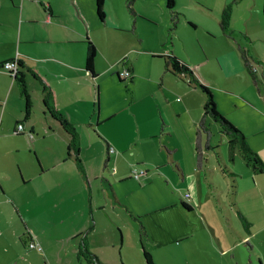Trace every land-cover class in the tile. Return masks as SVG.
Returning <instances> with one entry per match:
<instances>
[{
	"label": "rangeland",
	"instance_id": "1",
	"mask_svg": "<svg viewBox=\"0 0 264 264\" xmlns=\"http://www.w3.org/2000/svg\"><path fill=\"white\" fill-rule=\"evenodd\" d=\"M75 1L89 39L96 46L97 72L90 88L94 99V86L97 87L94 102L98 118L105 110H117L131 98L130 79L120 82L115 74L124 66L122 59L125 64L133 62L141 75L135 84L137 94L155 91L166 102L160 103L166 131L162 134L156 129L155 137L147 138L139 146L132 145L127 153L143 147L144 156L128 158L126 154L127 159L116 164L105 163L104 156L103 185L114 206L109 202L102 205L106 213L98 214L92 234L94 248L100 253L99 263L146 264L139 241L142 226V244L154 264H264V172L252 166V158L244 155L238 145L230 159L228 137L212 120L207 123L214 149L205 152L204 167L197 170L193 139L204 95L185 80L180 82L172 76L170 83L164 82L163 95L161 77L157 75L149 81L158 72V58H163L158 56L159 52L168 50L171 55L172 51L181 60L192 63L208 84L217 110L238 126L251 150L264 162L261 0L257 5L251 0H175L174 9L179 15L176 27L169 21L164 0H134L133 13L128 0H105L104 21L95 13V0ZM223 16L230 23L225 32L220 26ZM245 26L255 33H246ZM40 28L35 30L41 31ZM138 47L145 52L127 55V51ZM240 51L256 70L255 83L244 68ZM108 62L114 65L99 74ZM31 85L34 82H29ZM94 130L90 137L83 135L78 139V144L93 147L91 153H98L96 147H102L105 153L103 137L98 129ZM15 131L11 138L1 140V146L20 148L21 159L36 163L34 153L25 149L32 147L33 139ZM49 135L48 140L38 141L39 147H63L62 139ZM67 142L70 143L69 136ZM140 171L144 176L136 179L133 174ZM117 176L122 179L115 180ZM102 192L98 184V194L104 202ZM185 193L190 197L185 198ZM182 202L191 210L183 208ZM236 211L248 222L247 228Z\"/></svg>",
	"mask_w": 264,
	"mask_h": 264
},
{
	"label": "crops",
	"instance_id": "2",
	"mask_svg": "<svg viewBox=\"0 0 264 264\" xmlns=\"http://www.w3.org/2000/svg\"><path fill=\"white\" fill-rule=\"evenodd\" d=\"M251 2L257 5L258 0ZM72 3L85 24L79 5L75 0ZM76 13L70 0H0V30L6 29L0 31V64L17 57L19 75L23 76L31 103L29 116L25 118V100L18 82L0 70V264H22L21 261L25 264H100L97 259L100 253L94 248L92 234L98 214L106 213L102 205L108 202L113 205L103 185L105 176L101 164L104 156L105 163L106 160L112 164L124 161L127 159L124 155L132 145L139 146L147 138L155 137L156 129L161 133L166 131L161 128L164 116L160 104L166 103L163 102L165 97L161 99L155 91L137 94L135 84L141 75L133 62L125 64V59H122L124 66L121 70L131 72V98L117 110H105L102 118H98L94 102L97 101L96 86L93 99L90 88L93 80L84 70L85 33ZM37 26H41V31L35 30ZM246 27V33H255ZM131 52L142 53L145 49L138 47L126 53ZM149 53L154 54L150 50ZM175 54L171 51V55ZM167 55H170L168 50L158 53L163 57L158 58L161 60L158 72L149 78L151 82L157 75L161 77L162 95L166 91L164 82L170 83V76L180 82L187 81L183 76L168 72L165 66ZM107 65L98 73H105L114 64L108 62ZM93 68L97 72L96 56ZM30 70L46 81L54 94V109L74 127L78 139L83 135L90 137V131L95 133L96 128L103 137L101 140L107 143L105 153L102 147H96L98 153H91L93 147L78 144L83 172L76 166L73 152L68 153V147H65L69 142L68 133L44 106L42 84ZM31 81L35 85L29 86ZM19 123L33 135L32 147L25 149L34 153L36 163L21 159L20 148L1 146V140L11 138L12 131L16 130L14 126ZM47 134L62 139L63 147L56 144L39 147L38 141L50 138L51 135L47 137ZM110 148L113 151L109 152ZM143 153V147H138L127 155L128 158L141 157ZM120 179V176L115 178ZM98 184L104 191L105 203L100 200ZM82 240L96 259L80 254ZM29 242L36 243L41 250L29 248Z\"/></svg>",
	"mask_w": 264,
	"mask_h": 264
},
{
	"label": "trees",
	"instance_id": "3",
	"mask_svg": "<svg viewBox=\"0 0 264 264\" xmlns=\"http://www.w3.org/2000/svg\"><path fill=\"white\" fill-rule=\"evenodd\" d=\"M104 1L105 0H95V12L100 21H104L105 14L103 11V6H104ZM165 1V7L169 12L170 15V23L173 27H176L177 21H178V13L175 11V0H164ZM128 5L130 8V11L133 13L132 5L134 0H128ZM261 14L262 18L264 20V0H261ZM70 5L74 9L75 13V7L72 3V0H70ZM76 18L80 22L82 29L85 33V59H84V70L86 73L90 76L91 80H94L96 78V73L94 72V59L96 56V47L94 44L90 41L89 36L87 35V30L85 27V24L82 22L80 17L76 13ZM220 26L222 30L225 32L227 26H228V19L227 16H223L221 21H220ZM240 58L243 62L244 68L247 72V74L251 77L252 81L255 83L256 82V70L252 67L249 59L245 56V53L243 51H240ZM165 66L168 69V72H170L174 76H183L185 79H187L186 83L188 86H193L194 88L198 89L203 95H204V102L202 104V110H201V116L200 119L197 123V126L195 128L194 132V141H193V150L195 154V168L197 170H200L204 162L206 160L205 158V152L214 149V147L210 144L211 143V138H212V131L208 125V120H212L213 122L217 123L223 134L228 137L227 144H228V149H229V158H233V151L234 147L236 145L239 146L240 150L244 155L250 156L252 166L255 168L257 167L261 172H264V162L257 156L255 152L251 150V148L248 145L247 139L244 136V134L234 125L232 124L228 119H226L216 108V104L213 100L212 93L209 89L208 84L201 79V77L198 75V73L195 70L194 66L187 65L186 63L182 62L180 59H178L174 55H169L165 57ZM31 75L39 80V82L42 84V92H43V104L50 113V115L59 122V124L62 126L64 131L68 133L70 136V143H68V153L70 151L73 152L74 154V161L76 163V166L78 169L83 172V167H82V162L80 161L78 157V136L77 133L74 129V127L68 123V121L64 118L62 114H60L58 111H56L53 107V102H54V94L49 88L48 84L46 81L37 75L36 72L33 70H30ZM117 78L120 82H124V80ZM15 80L18 82L20 92L22 96L24 97L25 100V118L29 116L30 112V98L29 95L26 91V86L25 82L23 79L22 74H18V76L15 78ZM183 80V79H182ZM97 91V87H96ZM164 125L163 123L161 124V128L163 129ZM105 144H107L105 142ZM108 146V145H106ZM107 162V160H106ZM182 207L185 208L186 210L190 211L191 208L189 205L185 203H181ZM237 216L240 218L242 221V224L245 228L248 227V222L246 219L237 211ZM144 234L143 227L141 226V230L139 233L140 236V244H141V250H142V255L145 260L146 264H154L151 255L146 252L144 249V246L142 244V239L141 236ZM80 254L83 256H92L96 259V257L89 253L85 246L84 240H82V244L79 247ZM261 264V263H259Z\"/></svg>",
	"mask_w": 264,
	"mask_h": 264
},
{
	"label": "built area",
	"instance_id": "4",
	"mask_svg": "<svg viewBox=\"0 0 264 264\" xmlns=\"http://www.w3.org/2000/svg\"><path fill=\"white\" fill-rule=\"evenodd\" d=\"M0 70H3L5 71L11 78L15 79L18 74L20 73V64H19V61L17 59V57H14L13 59L9 60V61H6V62H3L0 64ZM118 77L122 80L124 79H130L131 78V72L128 70V69H125V70H121L119 73H118ZM16 133H22V134H27V137L29 139H32L33 135L32 133H27L24 129V126L23 124L19 123L17 126H16ZM109 151H113L111 148L109 149ZM134 177L136 179L138 178H141V176L143 177L144 176V172L143 171H140L138 172V174H133ZM184 197L185 198H189V194L188 193H185L184 194ZM28 247L29 248H32V249H36V250H41L40 246H38L36 243L34 242H29L28 243Z\"/></svg>",
	"mask_w": 264,
	"mask_h": 264
}]
</instances>
